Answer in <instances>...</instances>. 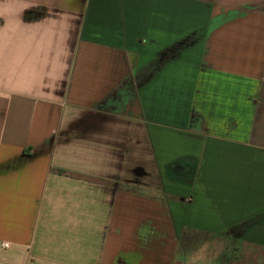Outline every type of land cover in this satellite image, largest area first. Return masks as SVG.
Here are the masks:
<instances>
[{"label": "crops", "instance_id": "0c3cea01", "mask_svg": "<svg viewBox=\"0 0 264 264\" xmlns=\"http://www.w3.org/2000/svg\"><path fill=\"white\" fill-rule=\"evenodd\" d=\"M246 246L264 264V0H0V264Z\"/></svg>", "mask_w": 264, "mask_h": 264}, {"label": "rangeland", "instance_id": "374dc122", "mask_svg": "<svg viewBox=\"0 0 264 264\" xmlns=\"http://www.w3.org/2000/svg\"><path fill=\"white\" fill-rule=\"evenodd\" d=\"M196 239H191L188 241V244L190 246H188V249H190V247L194 244ZM219 247V246H218ZM259 246H246L242 249V252L239 251H234L232 249H230V252H228L229 256L234 257L237 260H241V264H244V262H250V263H254V264H258V252H259ZM210 249V248H209ZM211 249L210 251H215V249H217V246L213 243L211 245ZM263 254H264V250H262ZM240 256V257H238ZM250 257V258H249ZM250 259V261H248Z\"/></svg>", "mask_w": 264, "mask_h": 264}, {"label": "built area", "instance_id": "2783aa9c", "mask_svg": "<svg viewBox=\"0 0 264 264\" xmlns=\"http://www.w3.org/2000/svg\"><path fill=\"white\" fill-rule=\"evenodd\" d=\"M3 246L8 247L9 243L5 242V243H3Z\"/></svg>", "mask_w": 264, "mask_h": 264}]
</instances>
